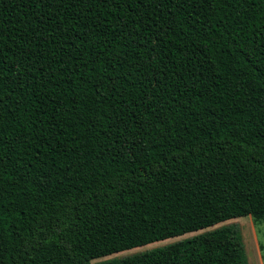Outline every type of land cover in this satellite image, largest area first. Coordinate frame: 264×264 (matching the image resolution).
<instances>
[{
    "label": "trees",
    "instance_id": "trees-1",
    "mask_svg": "<svg viewBox=\"0 0 264 264\" xmlns=\"http://www.w3.org/2000/svg\"><path fill=\"white\" fill-rule=\"evenodd\" d=\"M243 216L264 219V0H0V264ZM224 228L98 264H249Z\"/></svg>",
    "mask_w": 264,
    "mask_h": 264
},
{
    "label": "rangeland",
    "instance_id": "rangeland-1",
    "mask_svg": "<svg viewBox=\"0 0 264 264\" xmlns=\"http://www.w3.org/2000/svg\"><path fill=\"white\" fill-rule=\"evenodd\" d=\"M222 227H230L235 233L238 232L242 240V246L246 251L249 264H264V219L256 221L252 216H243L227 220L207 229L187 233L185 235L169 238L130 250H125L119 253L112 254L110 256L95 259L92 261V264H98L101 262L112 260H122L125 257L132 256L137 253L164 248L172 244L185 243L189 240L195 239L198 235L210 231L215 232L216 230H219Z\"/></svg>",
    "mask_w": 264,
    "mask_h": 264
}]
</instances>
